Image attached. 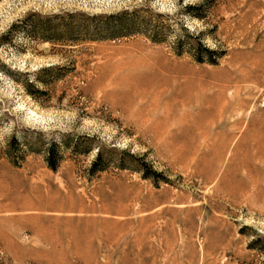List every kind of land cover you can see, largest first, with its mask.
<instances>
[{"label": "rangeland", "instance_id": "374dc122", "mask_svg": "<svg viewBox=\"0 0 264 264\" xmlns=\"http://www.w3.org/2000/svg\"><path fill=\"white\" fill-rule=\"evenodd\" d=\"M131 11L128 31L107 21ZM139 62L245 101L220 160L202 108L168 131L138 115L120 80ZM259 118L264 0H0V264H264V163L250 140L246 183L228 162L248 119L264 148Z\"/></svg>", "mask_w": 264, "mask_h": 264}, {"label": "bare ground", "instance_id": "6f19581e", "mask_svg": "<svg viewBox=\"0 0 264 264\" xmlns=\"http://www.w3.org/2000/svg\"><path fill=\"white\" fill-rule=\"evenodd\" d=\"M159 70L156 71L154 66H148L144 62H139L134 66V69L129 71L127 78L123 77L120 80L126 88H131V96L135 101V109L138 115L147 117V121L151 122L155 128L156 124H158L160 128H164L168 131L171 129L169 122L172 120L177 122L188 119L187 116L191 115V113L189 114L190 109L194 110V113L199 108H202L206 113L205 119L203 118L204 122L201 120L199 121L201 122L200 124H193L194 128L201 132V137L205 140H212L210 137L214 136L213 134L217 131H221V134L223 133V142L221 143V146L218 145L220 146V150L218 149L219 154L218 156L215 154L217 156L216 158L220 160L224 148L230 146L231 139L239 128L240 121H238V119H241L243 113L241 114V117L234 118H232L231 114L235 108H240L242 110V107L246 105L245 101L236 99L237 97L235 98L233 96L237 94L236 92H234L233 95L230 94L231 96H227L225 92L227 86L224 84L216 86L199 78L183 77L180 75L182 73L179 70L168 69L169 71L174 72V74H168L166 70L164 72H161V69ZM175 73H178L179 75L175 76ZM137 102L140 104H137ZM159 103H164L161 104L162 106H168L170 104L169 107H175L178 112L175 113L174 111L168 122H164V117L160 120L157 119V122H155L153 121V118L156 119V117H153V114L155 110H158ZM160 109L164 110V116H166V113H168L167 107L166 109L164 107H161ZM149 113L152 114L149 115ZM200 116L202 117V115ZM165 118L167 120V117ZM140 119L141 117H139V120ZM162 119L163 123L161 122ZM249 140L251 141L252 147L251 155L260 162L259 165L264 163V148L261 147L262 139L260 138V135L255 132L251 133L249 134ZM218 159L217 165L222 162ZM213 174L214 173L209 177H213ZM262 176H264V173Z\"/></svg>", "mask_w": 264, "mask_h": 264}, {"label": "trees", "instance_id": "16d2710c", "mask_svg": "<svg viewBox=\"0 0 264 264\" xmlns=\"http://www.w3.org/2000/svg\"><path fill=\"white\" fill-rule=\"evenodd\" d=\"M124 14H126V12H122V13H119L117 15H113L111 16V18H113V20L118 17L115 21H108V23H112L113 26L117 27L115 29H119V30H123L125 29L126 31H128L129 29H132V25H134V23H136L134 20H136V13L135 12H130V13H127L128 16H125ZM127 17V18H125ZM112 20V19H111ZM143 21L141 22L142 24H145L146 23V20L142 19ZM139 21V20H138ZM140 23V24H141ZM141 24V25H142ZM50 26V25H48ZM52 28H48L47 30L49 32H46V30L44 28H46L44 25H41L38 32H33L32 34L33 35H39L42 39H46V40H53V39H56L57 37H59L58 35H55L53 32L54 29L57 27L56 25H51ZM120 27V28H119ZM33 28H34V25H33ZM114 29V30H115ZM157 31L156 30H151L150 32V35L148 34V37L150 40L152 41H157L159 40V38H157ZM204 50L205 53L209 52L207 50V48L203 47L202 48ZM45 161H46V164L47 166L52 169V170H55L56 166H57V162H58V159L54 157L53 155V150L52 148H48V150L46 151V156H45Z\"/></svg>", "mask_w": 264, "mask_h": 264}, {"label": "crops", "instance_id": "0c3cea01", "mask_svg": "<svg viewBox=\"0 0 264 264\" xmlns=\"http://www.w3.org/2000/svg\"><path fill=\"white\" fill-rule=\"evenodd\" d=\"M259 123L263 126V124H264V118H259ZM251 126H253V123H252L251 120L248 119L247 122H246V124H245V129L246 130L244 129L243 132H241L238 135L239 138H240V140H241V138L244 137V135L246 133L245 136H246V140H247V148H246V151L243 154L244 155V160L236 161L235 156L238 155L237 147L235 148V152H234V150L230 151V155H229L230 160H228V162L230 161L229 162L230 164L233 161L234 165H233V168L232 169H233L234 175L237 176L239 179H243V183H246V180L239 175L240 171L243 170V169H245V167H248L249 169L251 168L252 170L254 169L253 165H251V156H249L250 153H249V142H248V140H249L248 132H249V129H250ZM263 128H264V126H263ZM237 137L234 139V141L237 139Z\"/></svg>", "mask_w": 264, "mask_h": 264}]
</instances>
